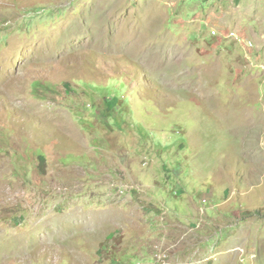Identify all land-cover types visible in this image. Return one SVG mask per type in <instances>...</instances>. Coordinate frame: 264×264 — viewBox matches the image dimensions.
<instances>
[{"label": "rangeland", "instance_id": "374dc122", "mask_svg": "<svg viewBox=\"0 0 264 264\" xmlns=\"http://www.w3.org/2000/svg\"><path fill=\"white\" fill-rule=\"evenodd\" d=\"M0 264H264V0H0Z\"/></svg>", "mask_w": 264, "mask_h": 264}, {"label": "bare ground", "instance_id": "6f19581e", "mask_svg": "<svg viewBox=\"0 0 264 264\" xmlns=\"http://www.w3.org/2000/svg\"><path fill=\"white\" fill-rule=\"evenodd\" d=\"M122 32V31H121ZM126 36V35H125ZM133 40V37H130L129 39H127V43L129 44L130 48L134 47L135 46V43L133 41V43L131 44L130 41ZM147 46V45H146Z\"/></svg>", "mask_w": 264, "mask_h": 264}]
</instances>
